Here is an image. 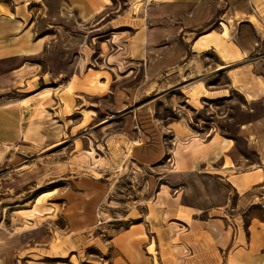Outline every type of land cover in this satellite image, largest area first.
I'll return each instance as SVG.
<instances>
[{"label":"rangeland","instance_id":"obj_1","mask_svg":"<svg viewBox=\"0 0 264 264\" xmlns=\"http://www.w3.org/2000/svg\"><path fill=\"white\" fill-rule=\"evenodd\" d=\"M106 1L0 0V264H234L264 205V24L251 0L196 27Z\"/></svg>","mask_w":264,"mask_h":264},{"label":"crops","instance_id":"obj_2","mask_svg":"<svg viewBox=\"0 0 264 264\" xmlns=\"http://www.w3.org/2000/svg\"><path fill=\"white\" fill-rule=\"evenodd\" d=\"M106 2V0H70V3L74 7L78 17L89 21L99 19V13L106 5ZM235 2L239 3L238 5L240 6L242 4L241 0H166L163 2L164 4H158L160 5L158 7V11H162L163 13L158 12V14L155 15V18H157L156 22L160 24L166 20L171 22L175 19V17H177V19H180L183 22L185 27H196L209 24L220 13L224 16L227 15L229 9L232 8L231 5ZM251 3L253 4L256 17L264 24V0H251ZM246 8L247 7H243L242 12H245ZM169 10H171V14L167 15L166 12ZM160 25H162V23ZM169 28L171 29H167L164 26H157V30L155 31L156 34L153 35H156V41L163 40L172 42V45L175 43L176 47H178V50L180 51V44L176 40L179 32L178 27L170 26ZM210 35H212L211 32L203 34L197 39L196 43H201ZM238 37V44L240 46H245L248 51H251L254 47H256L258 42L259 45L263 44L262 37L256 30L254 24L251 30L250 25L242 24L239 28ZM20 55L21 54H17L15 57L17 58ZM6 106L7 105L5 104H0V113H5L6 108L7 110L9 109V107ZM15 108L18 107L15 105ZM2 130H4L3 127H0V131ZM260 176L261 175L258 174V172L256 174H251L244 179L243 183L245 184L254 180H257L254 182H258L261 178ZM256 203L257 201L250 203V220L244 228L247 233L245 243H241L236 246L226 257L228 259L232 258L235 262L234 264H264V205H262L261 209L255 208ZM258 209L260 210L258 211ZM137 259L141 261L139 264H150L148 257H140ZM133 260L136 259L125 257L118 264H138V262H134Z\"/></svg>","mask_w":264,"mask_h":264}]
</instances>
